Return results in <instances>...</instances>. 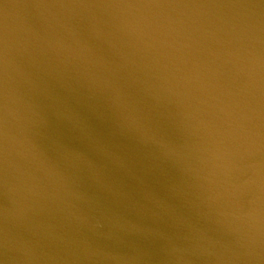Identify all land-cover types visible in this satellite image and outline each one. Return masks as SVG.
<instances>
[{
  "label": "water",
  "instance_id": "1",
  "mask_svg": "<svg viewBox=\"0 0 264 264\" xmlns=\"http://www.w3.org/2000/svg\"><path fill=\"white\" fill-rule=\"evenodd\" d=\"M3 190L0 264H264V0H0Z\"/></svg>",
  "mask_w": 264,
  "mask_h": 264
},
{
  "label": "bare ground",
  "instance_id": "2",
  "mask_svg": "<svg viewBox=\"0 0 264 264\" xmlns=\"http://www.w3.org/2000/svg\"><path fill=\"white\" fill-rule=\"evenodd\" d=\"M3 187V186H2ZM5 187H3L2 189H4ZM4 193V194H3ZM3 193H2V195L4 196V197H2L1 195H0V200H1V204L2 205H5V202H4V200H3V198L4 199H7V197H6V192H5V190H3ZM17 264H18V261L16 262Z\"/></svg>",
  "mask_w": 264,
  "mask_h": 264
}]
</instances>
